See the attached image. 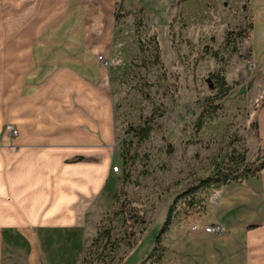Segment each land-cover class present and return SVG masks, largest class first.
<instances>
[{
	"label": "crops",
	"instance_id": "1",
	"mask_svg": "<svg viewBox=\"0 0 264 264\" xmlns=\"http://www.w3.org/2000/svg\"><path fill=\"white\" fill-rule=\"evenodd\" d=\"M120 1L40 0L41 14L29 19L39 23L0 30V264H80L104 194L120 187L112 167ZM249 9L261 103L252 147L261 154L264 0ZM99 53L117 64L104 66ZM216 222L226 230L205 231ZM194 223L164 240L163 264H264V168L224 184Z\"/></svg>",
	"mask_w": 264,
	"mask_h": 264
},
{
	"label": "rangeland",
	"instance_id": "2",
	"mask_svg": "<svg viewBox=\"0 0 264 264\" xmlns=\"http://www.w3.org/2000/svg\"><path fill=\"white\" fill-rule=\"evenodd\" d=\"M39 3L0 0L1 34L39 23L29 20L41 14ZM116 15L121 66L112 86V167L120 168V187L104 194L97 211L106 212L96 219L80 264H163L164 240L198 224L194 220L224 185L216 178L234 169L230 158L258 154L252 145L259 82L255 64L242 57L248 38L226 42L228 32L251 22L249 0H121ZM217 72L232 89L215 98L209 74ZM116 183L112 179L109 188ZM136 210L145 222L128 217ZM169 213L161 248L148 257ZM104 231L110 239H97Z\"/></svg>",
	"mask_w": 264,
	"mask_h": 264
},
{
	"label": "trees",
	"instance_id": "3",
	"mask_svg": "<svg viewBox=\"0 0 264 264\" xmlns=\"http://www.w3.org/2000/svg\"><path fill=\"white\" fill-rule=\"evenodd\" d=\"M252 29V23H247L245 28H241L239 29L237 32H228L226 35V42H229L230 37L231 36H235L236 38H249L250 37V31ZM234 51H237V48H234ZM212 56L215 57L216 59H221L218 51H212ZM242 57L245 60H250L251 58V49L248 48L246 50V52L242 55ZM209 85L211 89H218V94L215 96L216 97H223L228 95V93L230 92V90L232 89V87L228 84L227 80L225 79V77L223 75H221L220 72L217 73H211L209 74ZM264 103V102H263ZM220 108V106H216V109ZM203 124V122L200 120L199 121V127H201ZM148 133V129H145L141 136H146ZM170 152L172 151V149L169 150ZM230 160L233 161L234 164V169L231 170V172L229 173H224V174H220L217 178H216V182H219L221 184H227L230 183L232 181H237V180H243L248 178L249 176L255 175L256 173H258L260 170H262L264 168V154L263 153H258L254 156V158L251 159H247L245 158V156L242 154L241 156L239 155L238 157H231ZM211 180H207L206 183H209ZM188 201L192 203V199L188 198ZM171 213V212H170ZM170 213L168 216V219L166 220L164 226L162 227L161 231L159 232V234L156 237L155 240V244L151 250V252L148 254V257L153 256V254L160 249V243H161V237L163 235V233L167 230V227L169 225V221H170ZM129 218H134L135 221H141V222H145V218L143 213H141L140 211L136 210V211H131L129 212ZM105 233V234H104ZM106 237L107 240L110 239V231L107 232H100L98 233V238L101 237ZM163 250V248H162Z\"/></svg>",
	"mask_w": 264,
	"mask_h": 264
},
{
	"label": "built area",
	"instance_id": "4",
	"mask_svg": "<svg viewBox=\"0 0 264 264\" xmlns=\"http://www.w3.org/2000/svg\"><path fill=\"white\" fill-rule=\"evenodd\" d=\"M98 60L100 61V62H102V64L104 65V66H106V67H110V65H111V60H110V58L108 57V56H105L104 54H99L98 55ZM6 132H7V135L9 136V137H12V138H14V137H16L18 134H19V131H18V129L15 127V126H13V125H11V124H8L7 126H6ZM264 154V153H263ZM120 170V168H119V166L118 165H115L114 167H113V172H118ZM219 196V191H215L214 193H213V199L214 200H216V198ZM200 228V225L199 224H194L193 226H192V230H197V229H199ZM204 229H205V231H207V232H210V233H216V234H220V233H222V232H224L225 230H226V228H225V226L223 225V224H221V223H219V222H216V223H214V224H209V225H206V226H204Z\"/></svg>",
	"mask_w": 264,
	"mask_h": 264
}]
</instances>
